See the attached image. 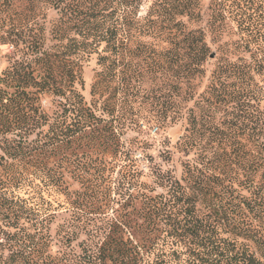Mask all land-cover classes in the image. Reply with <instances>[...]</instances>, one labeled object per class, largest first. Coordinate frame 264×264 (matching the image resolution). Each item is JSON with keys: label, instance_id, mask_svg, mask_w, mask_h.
<instances>
[{"label": "trees", "instance_id": "16d2710c", "mask_svg": "<svg viewBox=\"0 0 264 264\" xmlns=\"http://www.w3.org/2000/svg\"><path fill=\"white\" fill-rule=\"evenodd\" d=\"M150 1L0 0V264H264V0ZM139 55L185 86L179 175L122 139Z\"/></svg>", "mask_w": 264, "mask_h": 264}, {"label": "rangeland", "instance_id": "374dc122", "mask_svg": "<svg viewBox=\"0 0 264 264\" xmlns=\"http://www.w3.org/2000/svg\"><path fill=\"white\" fill-rule=\"evenodd\" d=\"M213 0H200L202 20L198 23H191L190 27L194 29L205 28L210 17V4ZM151 5L150 0H143L140 9L139 16L142 18L147 14V11ZM47 17L42 24L45 28L46 45L45 48L49 49L54 45L50 35V29L52 22L57 18L54 11H48ZM125 67L129 69L130 57L128 53H125ZM15 57L14 48L11 44L0 45V76L5 68L8 66V61ZM136 65V74L132 72L134 76V85L136 88L132 91L133 94L127 96L125 104L120 107V114H124L126 119L125 134L122 137L124 142L146 143L145 151L147 154H151L155 160V163L161 165L165 170H175L177 175L181 171V163L184 161V154H180L176 151V145L178 140L183 134L186 122L184 118L176 121L171 120L173 117L172 110L169 108L172 100L179 102L181 112L184 114L185 108L188 104L184 101V84L181 86L183 89L180 92V96L176 97L173 93V84L176 82L173 73H167L164 71L152 72L153 66H150V60L144 61L142 55H139L134 59ZM149 62V63H147ZM156 68V67H155ZM97 69L95 60H92L84 70L85 78V91L83 94L89 100L90 99V87L94 80L95 71ZM130 72H127L129 75ZM141 73V75H138ZM181 82H184L180 79ZM264 107V102H263ZM167 111L168 119L165 125H158L148 123L153 117H160ZM172 116V117H171ZM138 147V145H137ZM133 155L139 161H141V168L147 171V159L145 153L142 150H134ZM72 189H77L78 185L72 181ZM117 199L122 202V197L117 196ZM57 222L52 226V233L55 234Z\"/></svg>", "mask_w": 264, "mask_h": 264}]
</instances>
